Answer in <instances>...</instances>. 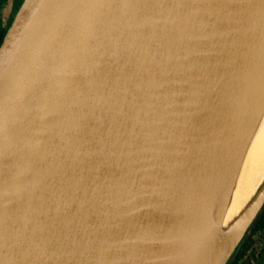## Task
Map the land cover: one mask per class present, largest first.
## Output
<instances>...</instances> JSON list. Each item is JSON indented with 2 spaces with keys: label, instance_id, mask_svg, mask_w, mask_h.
I'll use <instances>...</instances> for the list:
<instances>
[{
  "label": "water",
  "instance_id": "water-1",
  "mask_svg": "<svg viewBox=\"0 0 264 264\" xmlns=\"http://www.w3.org/2000/svg\"><path fill=\"white\" fill-rule=\"evenodd\" d=\"M0 8V264L58 247L75 264H234L264 213V165L241 185L264 0Z\"/></svg>",
  "mask_w": 264,
  "mask_h": 264
},
{
  "label": "bare ground",
  "instance_id": "bare-ground-1",
  "mask_svg": "<svg viewBox=\"0 0 264 264\" xmlns=\"http://www.w3.org/2000/svg\"><path fill=\"white\" fill-rule=\"evenodd\" d=\"M113 114V112H112ZM114 115V114H113ZM144 117V116H143ZM120 119V118H119ZM123 121L116 122L115 126L120 127V124ZM108 135H112L111 131ZM107 147V145H106ZM112 150V145L109 143V150ZM264 165V120L251 144V148L248 151V155L245 161L244 173L241 175L243 178L241 180V185L243 186V190H248L253 183L257 179V175L260 173V169ZM50 168L47 169L48 173V182L46 181L45 186L48 189V193L52 196L54 193L53 187H48V184L51 180H59V174L57 172H50ZM51 176V177H50ZM46 228L45 226H39V230H43ZM42 240H34L31 245L26 248V252L28 253H35L40 248V245H43ZM65 249L64 247H58V251L50 249L48 253H38L35 256V259H26L22 261L21 264H75L72 259L63 258L65 256ZM69 253V251H67ZM83 258V257H82ZM81 258V259H82ZM79 260V262L81 261ZM79 264V263H78Z\"/></svg>",
  "mask_w": 264,
  "mask_h": 264
},
{
  "label": "flooded vegetation",
  "instance_id": "flooded-vegetation-1",
  "mask_svg": "<svg viewBox=\"0 0 264 264\" xmlns=\"http://www.w3.org/2000/svg\"><path fill=\"white\" fill-rule=\"evenodd\" d=\"M4 0H0V6ZM17 9L14 12L16 14ZM1 15V8H0ZM2 34L1 30V20H0V36ZM264 213L260 220L254 227L251 235L248 237L247 241L243 245L241 251L236 257L234 264H264V221L262 220Z\"/></svg>",
  "mask_w": 264,
  "mask_h": 264
},
{
  "label": "trees",
  "instance_id": "trees-1",
  "mask_svg": "<svg viewBox=\"0 0 264 264\" xmlns=\"http://www.w3.org/2000/svg\"><path fill=\"white\" fill-rule=\"evenodd\" d=\"M1 30H2V28H1ZM3 37H4V31L2 30V34L0 36V44H1L2 40H3ZM262 220L264 221V217H263Z\"/></svg>",
  "mask_w": 264,
  "mask_h": 264
}]
</instances>
